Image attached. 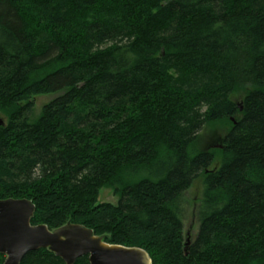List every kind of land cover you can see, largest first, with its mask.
<instances>
[{"label": "trees", "instance_id": "obj_1", "mask_svg": "<svg viewBox=\"0 0 264 264\" xmlns=\"http://www.w3.org/2000/svg\"><path fill=\"white\" fill-rule=\"evenodd\" d=\"M8 199L35 205L33 225H82L153 264H264V0H0ZM21 264L64 262L42 249Z\"/></svg>", "mask_w": 264, "mask_h": 264}, {"label": "water", "instance_id": "obj_2", "mask_svg": "<svg viewBox=\"0 0 264 264\" xmlns=\"http://www.w3.org/2000/svg\"><path fill=\"white\" fill-rule=\"evenodd\" d=\"M35 205L27 199L0 201V254L3 264H21L26 255L42 249L75 264L88 256L90 264H153L143 249L111 245L82 225L71 224L50 230L33 225Z\"/></svg>", "mask_w": 264, "mask_h": 264}, {"label": "rangeland", "instance_id": "obj_3", "mask_svg": "<svg viewBox=\"0 0 264 264\" xmlns=\"http://www.w3.org/2000/svg\"><path fill=\"white\" fill-rule=\"evenodd\" d=\"M57 96H58L57 94H53V95L41 96L36 98L34 100V109L32 113V118L34 119L38 118L42 112L43 107L52 100H54ZM243 96H244L243 93L235 94L233 100L235 102L240 103V101L243 99ZM223 133H226L224 132V129L218 130L216 127L206 128L203 133L204 140L203 143H201V147L205 148L208 147L209 145H214V142L216 141L218 142L221 136L223 135ZM201 193H202V182L198 180L187 194V203L185 204V211H184V225H185V232L191 236H195L198 230V224L196 219L194 218V211H195L196 201L200 198ZM119 199H120L119 196L114 195V191L112 189H103L99 197V202L111 203L116 205L118 204Z\"/></svg>", "mask_w": 264, "mask_h": 264}]
</instances>
